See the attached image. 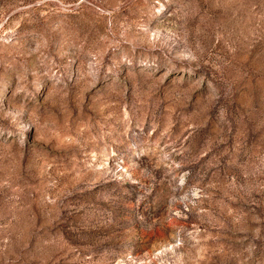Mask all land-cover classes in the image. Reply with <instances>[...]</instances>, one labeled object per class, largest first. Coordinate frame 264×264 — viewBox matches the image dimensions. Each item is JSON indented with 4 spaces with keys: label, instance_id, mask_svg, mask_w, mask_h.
<instances>
[{
    "label": "rangeland",
    "instance_id": "obj_1",
    "mask_svg": "<svg viewBox=\"0 0 264 264\" xmlns=\"http://www.w3.org/2000/svg\"><path fill=\"white\" fill-rule=\"evenodd\" d=\"M0 264H264V0H0Z\"/></svg>",
    "mask_w": 264,
    "mask_h": 264
}]
</instances>
